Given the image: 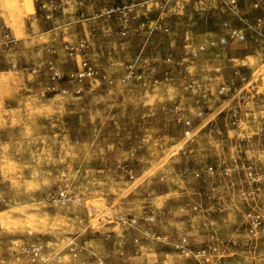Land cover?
<instances>
[{
    "label": "rangeland",
    "instance_id": "obj_1",
    "mask_svg": "<svg viewBox=\"0 0 264 264\" xmlns=\"http://www.w3.org/2000/svg\"><path fill=\"white\" fill-rule=\"evenodd\" d=\"M255 1L0 0V264H264Z\"/></svg>",
    "mask_w": 264,
    "mask_h": 264
},
{
    "label": "built area",
    "instance_id": "obj_2",
    "mask_svg": "<svg viewBox=\"0 0 264 264\" xmlns=\"http://www.w3.org/2000/svg\"><path fill=\"white\" fill-rule=\"evenodd\" d=\"M135 1L148 3L151 0H135ZM217 1L220 3L221 6L226 8L231 13H236L240 0H217ZM263 4H264V0H256L253 7L255 9H259L263 6ZM243 20L246 22L247 25H249L252 28V26L250 25V22L247 18H244ZM263 21H264V19L258 17L255 22L257 25H260ZM228 36L234 40H244L245 39V34L243 33L242 30H230ZM221 42H223V43L226 42L225 38H221ZM212 44H214V43H212ZM85 66H86V68L82 71V76H83V73H84V75H86L92 71V68L89 67V65H85Z\"/></svg>",
    "mask_w": 264,
    "mask_h": 264
},
{
    "label": "bare ground",
    "instance_id": "obj_3",
    "mask_svg": "<svg viewBox=\"0 0 264 264\" xmlns=\"http://www.w3.org/2000/svg\"><path fill=\"white\" fill-rule=\"evenodd\" d=\"M28 2H29V1H28ZM25 3H27V2H25ZM27 4H28V3H27ZM27 4H26V5H27ZM30 4H31V3H30ZM28 7H29V6H28ZM29 9H30V8H29Z\"/></svg>",
    "mask_w": 264,
    "mask_h": 264
}]
</instances>
